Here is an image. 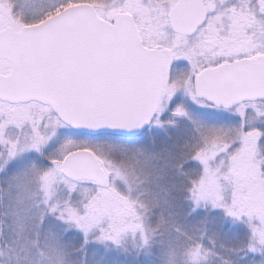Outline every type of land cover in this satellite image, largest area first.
<instances>
[{"label": "snow or ice", "instance_id": "obj_1", "mask_svg": "<svg viewBox=\"0 0 264 264\" xmlns=\"http://www.w3.org/2000/svg\"><path fill=\"white\" fill-rule=\"evenodd\" d=\"M0 264H264V0H0Z\"/></svg>", "mask_w": 264, "mask_h": 264}]
</instances>
